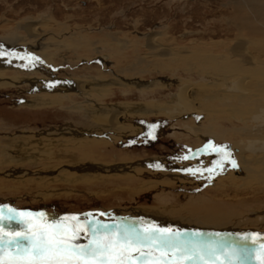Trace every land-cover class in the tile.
Masks as SVG:
<instances>
[{
    "label": "rangeland",
    "instance_id": "obj_1",
    "mask_svg": "<svg viewBox=\"0 0 264 264\" xmlns=\"http://www.w3.org/2000/svg\"><path fill=\"white\" fill-rule=\"evenodd\" d=\"M150 38L155 53L165 55L152 54ZM0 47L5 53L0 57V209L5 215L9 207L45 217L77 216L81 224L131 222L141 229L199 233L192 237L196 244L231 245L225 251L235 249V264H260L264 86L243 74L242 91H235V74L211 69L200 58L262 67L264 0H0ZM19 57L38 59L30 63ZM100 72L117 84L53 92L59 78L79 84L85 75ZM187 86L193 96L186 92L185 97L194 99L198 111L167 117ZM77 106L89 112L101 107L100 114L122 112L139 132H87L89 122ZM69 130L83 135L55 138ZM208 144L228 146L238 167L226 163L225 171L209 180L206 169L219 157L203 153ZM144 161L146 167H132ZM88 164L104 170L85 169ZM119 165L127 168L117 171ZM189 168L205 171L194 177ZM22 229L5 223L6 231ZM80 237L78 242L86 244L90 234Z\"/></svg>",
    "mask_w": 264,
    "mask_h": 264
},
{
    "label": "snow or ice",
    "instance_id": "obj_2",
    "mask_svg": "<svg viewBox=\"0 0 264 264\" xmlns=\"http://www.w3.org/2000/svg\"><path fill=\"white\" fill-rule=\"evenodd\" d=\"M4 55L0 51V57ZM19 58L30 63L38 59ZM202 151L219 157L206 169L209 180L225 171L226 163L233 169L238 167L228 146L208 144ZM187 171L196 177L203 176L205 170L189 168ZM13 222L23 225V229L6 231L5 223L10 229ZM81 232L90 234L86 244L78 242ZM200 235L173 234L169 229L155 226L141 229L131 222L108 225L86 220L81 224L77 216L50 221L42 213L33 215L9 208L5 215L4 209H0V264H188L189 261L192 264H235L232 259L235 249L231 253L225 251L231 245L223 241L194 243L192 237ZM248 239L243 237V240ZM260 249V264H264V244ZM241 251L247 259L246 246H241ZM220 255L226 260H220Z\"/></svg>",
    "mask_w": 264,
    "mask_h": 264
},
{
    "label": "bare ground",
    "instance_id": "obj_3",
    "mask_svg": "<svg viewBox=\"0 0 264 264\" xmlns=\"http://www.w3.org/2000/svg\"><path fill=\"white\" fill-rule=\"evenodd\" d=\"M26 28V30L27 31H29V29H28V27H25ZM36 29V28H35ZM34 29V30H35ZM33 30V31H34ZM31 32H32V30H30ZM34 33V32H33ZM153 41H154V38H150L149 39V45H150V48L152 49V51H154V52H152V54H159V56L160 55H165L166 53H162V51L160 52V53H155L156 51H158L156 48H157V46L156 45H154V43H153ZM156 50V51H155ZM2 51H3V49H2ZM235 57H238L239 59H244V60H242V62H246V63H250V61H248V58L246 57V56H244L243 54H235ZM250 60V59H249ZM200 62H203L205 65H207L208 67H210L211 69H219V70H222V71H226V72H231V74H235L236 75V79L235 80H237V83L235 82V86L237 85V87H235V88H233V89H235V91H239V90H241L242 91V88L240 87V84H241V81H240V78H241V75H248V76H250V77H254V78H257L258 80L256 81V83H259V85H263L264 86V65H261V63H260V66H262V67H259V68H256L255 66H257V65H253V63L251 62V67L250 68H248V69H243L242 68V66H241V64H239V61L237 60V61H231V62H227L226 61V59H222V58H219V57H207V56H205V57H201L200 58ZM241 63V62H240ZM218 71V70H217ZM219 73V72H218ZM217 73V74H218ZM220 74H221V72H220ZM231 74H229V75H231ZM225 75H227V74H225ZM85 79H82V81H81V79L79 78V80L81 81L79 84H78V79L76 80V79H74V80H71V79H68V78H59V79H67V80H70L71 81V84H68V83H64V82H62L61 80H58V87L59 88H56L55 89V91H53V92H55V93H60V92H62V89L60 88V87H62V88H64V89H68V88H70V87H74L73 89L75 90V92H76V90L78 89V87H82V85H84V84H87V83H91V84H95V87L96 88H102L103 90L105 89H107V88H109V86L112 88V87H114V84H117L116 82H114V81H112L111 80V78L110 79H106L107 77L106 76H104V74H102L101 72L99 73V74H97V76H92L90 73L89 74H87V75H85ZM226 77V76H225ZM231 77V76H230ZM87 80H90V81H87ZM225 80V79H224ZM228 80V79H227ZM234 80V79H233ZM255 80V79H254ZM118 85H120V84H118ZM78 86V87H77ZM121 86V85H120ZM76 87H77V89H76ZM93 88V87H92ZM190 86H187L184 90H182L176 97H175V99H176V102H174L175 104H174V106H173V110H171V111H169L168 110V112L166 113L165 112V115L167 116V117H169V118H173V119H175V118H178L179 116H181V115H190V114H194V113H196L198 110H196L194 107L195 106H193L194 104H192L191 102H193V100L190 102V101H188L187 99H186V97H185V94H186V92L188 93V95H187V97L189 98V95L190 96H193V94H192V92L190 93ZM92 90V89H91ZM95 90V89H94ZM94 90H93V92H94ZM189 92H188V91ZM240 91V92H241ZM263 91H264V89H263ZM261 92V95H260V97L261 98H263L264 97V92ZM102 92V91H101ZM190 93V94H189ZM258 93V92H257ZM96 95H98L97 97L99 98V99H101L102 97H103V94L102 93H98L97 92V94ZM91 96V95H90ZM63 98V97H62ZM66 98V97H65ZM67 99H68V97H67ZM43 100H44V98H43ZM47 100V99H46ZM65 100V99H64ZM94 100V99H93ZM95 100H96V98H95ZM190 100H191V98H190ZM41 101H42V99H41ZM49 101H51V100H49ZM43 102V101H42ZM48 102V101H47ZM41 103V102H40ZM46 103V102H45ZM51 103V102H50ZM49 103V104H50ZM97 103V102H96ZM195 103V102H194ZM44 104V103H43ZM42 104V105H43ZM99 107V106H98ZM82 108V107H81ZM79 106H77V108H75L76 110H81V111H84L85 113H84V117H86V119H87V122H89L88 124H89V128H86V131L88 132H92V131H94L93 129H95V130H97V131H95V132H98V131H103V130H109L112 134H115L116 136H122V135H126V134H131V133H135V132H139L138 131V129L136 128V126H134V124H132V122H130L131 120L130 119H126L125 117V115L124 114H122V112H113V111H109V113H107V112H105V113H107V114H100V111H102V109L100 110V108L98 109V110H94L93 108V111H87L86 109H81ZM128 108V107H127ZM200 110V109H199ZM203 110V109H202ZM158 111V110H157ZM157 111H156V113H157ZM160 111H161V109H160ZM159 111V112H160ZM94 112V113H93ZM147 112H149V111H147ZM91 113H93V114H95V115H93V114H91ZM103 113V112H102ZM151 113V112H150ZM144 115H146V112H144ZM148 115H150V114H148ZM152 115V114H151ZM164 115V114H163ZM93 116V117H92ZM140 116V115H139ZM138 116V117H139ZM154 116V115H153ZM211 128L207 131V132H209V134H211L212 132H211ZM261 131V130H260ZM68 132H69V134H68ZM206 132V133H207ZM211 132V133H210ZM52 133H54V132H52ZM93 133V132H92ZM261 133V132H260ZM259 132H258V134H260ZM65 135V134H68V135H77V136H82L83 134L81 133V132H79V130L78 131H76V130H69V131H62V133L60 132V134L58 133V134H48V135H50L51 136V138H53L54 136L53 135H55L56 137L55 138H59L60 137V135ZM57 135L59 136V137H57ZM89 135H90V133H89ZM103 135V134H102ZM261 135H263V133H261ZM101 136V135H100ZM110 136H112V135H110ZM65 137V136H64ZM69 137V136H68ZM113 137V136H112ZM220 137V136H219ZM263 137V136H262ZM61 138H63V137H61ZM60 138V139H61ZM115 138H117V137H115ZM113 139V138H112ZM54 140V139H53ZM114 140V139H113ZM115 140H117V139H115ZM93 143H95V145L96 144H98L95 140H94V142ZM101 144H103V142L101 143ZM97 146V145H96ZM95 146V147H96ZM95 147H92V148H95ZM253 147V146H252ZM244 155V154H243ZM145 163H147V162H138V163H136L135 165L133 164L132 165V167H137V166H143V167H146L145 165ZM145 164V165H144ZM130 167H131V165H130ZM96 169L97 171H103L104 170V168H101V167H97V166H95V165H93V164H88L87 166H85V169ZM125 169V168H127V166H123V165H119L118 166V168L116 169L117 171L118 170H122V169ZM249 168V167H248ZM85 170L84 169V167L82 166V167H80V170ZM109 170H111V169H109ZM109 170H107V172L109 171ZM250 177V176H249ZM6 210V209H5ZM143 212V211H142ZM145 213V212H144ZM34 215V214H33ZM36 215H38V214H36ZM156 216V215H155ZM46 217L51 221V220H56V221H60V220H63L64 218L63 217H61V218H58V217H50L49 215L47 216L46 215ZM155 218V217H154ZM157 218V217H156ZM92 219H94V220H98V217H92ZM216 221V220H215ZM220 222V221H219ZM224 222V221H223ZM242 224V223H241ZM226 225V224H225ZM237 225V224H236ZM222 226H224V225H222ZM230 226H232V225H230ZM235 226V225H234ZM214 227V226H213ZM233 227V226H232ZM215 228H216V226H215ZM230 228V227H229ZM192 229V228H191ZM209 229V228H208ZM197 230V229H196ZM200 230V229H199ZM218 230V229H217ZM224 229L222 228V231H223ZM201 231V230H200ZM203 231H204V229H203ZM225 232V231H224ZM251 232V231H250ZM207 233V232H206ZM218 233H220V232H218ZM216 234H214V236H215ZM236 237V236H235ZM222 238V237H221ZM237 241V240H236ZM253 243V242H252Z\"/></svg>",
    "mask_w": 264,
    "mask_h": 264
},
{
    "label": "water",
    "instance_id": "obj_4",
    "mask_svg": "<svg viewBox=\"0 0 264 264\" xmlns=\"http://www.w3.org/2000/svg\"><path fill=\"white\" fill-rule=\"evenodd\" d=\"M1 48V47H0ZM7 54H8V52H6ZM7 61H5L4 60V64L6 63ZM62 82H64V83H68V84H71V81L70 80H67V79H60ZM8 209H9V207H7ZM12 209V208H11ZM15 211H18V212H27V211H25V210H17V209H14Z\"/></svg>",
    "mask_w": 264,
    "mask_h": 264
}]
</instances>
